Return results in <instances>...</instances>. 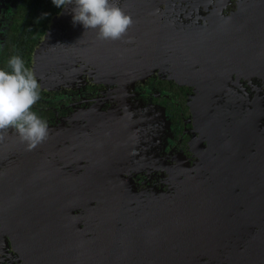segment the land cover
Masks as SVG:
<instances>
[{
	"label": "water",
	"instance_id": "obj_1",
	"mask_svg": "<svg viewBox=\"0 0 264 264\" xmlns=\"http://www.w3.org/2000/svg\"><path fill=\"white\" fill-rule=\"evenodd\" d=\"M114 2L134 21L122 39L74 24L73 5L52 17L33 54L39 86L67 87L86 75L126 87L168 75L195 87L196 124L209 142L203 155L180 167L170 190L142 193L122 174L137 165L131 146L116 141L133 124L164 135V109L48 127L32 150L10 128L0 140V198L28 225L48 206L84 207L98 221L109 214L114 264H264V0ZM42 246L38 255L52 254Z\"/></svg>",
	"mask_w": 264,
	"mask_h": 264
},
{
	"label": "flooded vegetation",
	"instance_id": "obj_2",
	"mask_svg": "<svg viewBox=\"0 0 264 264\" xmlns=\"http://www.w3.org/2000/svg\"><path fill=\"white\" fill-rule=\"evenodd\" d=\"M61 9L52 0H0V69L11 71L8 61L19 55L31 70L34 51L52 17ZM196 94L194 86L159 73L134 80L126 87L96 82L83 75L71 86L40 87L39 99L30 110L48 127H70L87 124V116L95 119L99 113L119 122L126 114L132 118L146 110L164 109L169 120L164 135L152 132L145 136L143 127L133 124L116 141L124 151L123 145L131 146L129 154L137 165L122 174L133 181L134 191L154 193L170 190L172 180L181 175L180 167H193L209 144L196 124L192 107ZM118 130L117 126L116 130L109 127V134ZM116 154L121 157V150H116ZM71 166L76 168L72 162ZM83 208L67 211L48 206L44 213L35 214L28 225L19 223L16 212L0 198V264H114L110 259L117 253L109 252V214L98 221L96 214L88 215ZM41 244L42 249L51 248L52 254L38 255L35 246ZM148 264L159 262L150 258Z\"/></svg>",
	"mask_w": 264,
	"mask_h": 264
},
{
	"label": "clouds",
	"instance_id": "obj_3",
	"mask_svg": "<svg viewBox=\"0 0 264 264\" xmlns=\"http://www.w3.org/2000/svg\"><path fill=\"white\" fill-rule=\"evenodd\" d=\"M58 8L73 5V23L96 30L100 39L117 40L134 23L130 14L114 0H52ZM11 71L0 69V140L13 129L28 150L36 148L49 136L47 122L30 109L39 99V84L32 70L19 55L8 61Z\"/></svg>",
	"mask_w": 264,
	"mask_h": 264
}]
</instances>
